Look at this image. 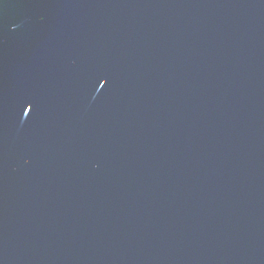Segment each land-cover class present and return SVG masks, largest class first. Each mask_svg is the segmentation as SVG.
Returning a JSON list of instances; mask_svg holds the SVG:
<instances>
[{"label":"water","instance_id":"water-1","mask_svg":"<svg viewBox=\"0 0 264 264\" xmlns=\"http://www.w3.org/2000/svg\"><path fill=\"white\" fill-rule=\"evenodd\" d=\"M0 264H264V0H0Z\"/></svg>","mask_w":264,"mask_h":264}]
</instances>
